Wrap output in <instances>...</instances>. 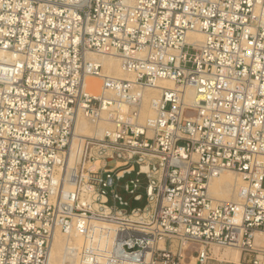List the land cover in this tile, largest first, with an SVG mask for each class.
<instances>
[{"label": "built area", "instance_id": "2783aa9c", "mask_svg": "<svg viewBox=\"0 0 264 264\" xmlns=\"http://www.w3.org/2000/svg\"><path fill=\"white\" fill-rule=\"evenodd\" d=\"M57 230L66 264H264V0H0V264H49Z\"/></svg>", "mask_w": 264, "mask_h": 264}, {"label": "bare ground", "instance_id": "6f19581e", "mask_svg": "<svg viewBox=\"0 0 264 264\" xmlns=\"http://www.w3.org/2000/svg\"><path fill=\"white\" fill-rule=\"evenodd\" d=\"M196 37H201L199 33L191 34ZM95 56L103 65V70L106 74H113L116 76L127 77L129 76L121 67L120 60L114 55H101ZM100 77L95 75L87 76L86 83L88 87L93 91H98L100 85ZM160 85L174 87L176 84L171 79H163ZM159 92V89L149 90V96ZM194 97V91H188V99ZM92 125V126H91ZM105 122H100L98 125L91 124L84 116H80L77 123V131L84 134H95L101 136L103 134V129L106 127ZM75 151V145L73 152ZM228 171H233L230 169L223 170L219 175L214 177L209 183V194L211 197L218 200H229L235 196V187L240 184L241 178L237 173L231 174ZM65 236V241H62V236ZM264 240V234H257V240ZM82 236L80 234H74L72 237V243L76 246L82 243ZM69 243V235L57 230L53 240V246L50 256L49 264H66L65 253ZM224 252L218 250L217 247L213 248L214 253L219 255V258L227 259L238 263L240 261V251L238 247H230ZM58 256H61L60 262H57Z\"/></svg>", "mask_w": 264, "mask_h": 264}, {"label": "rangeland", "instance_id": "374dc122", "mask_svg": "<svg viewBox=\"0 0 264 264\" xmlns=\"http://www.w3.org/2000/svg\"><path fill=\"white\" fill-rule=\"evenodd\" d=\"M101 79V78H100ZM102 82V79L100 81V83ZM92 126V125H91ZM230 172L231 174H235L233 171H228ZM130 177H134V178H139L140 179V186L139 188L134 192V193H131L130 191L128 190H125L124 187L122 185H120L118 187V191L120 193V195L125 199V200H128L129 203H130V207H134V206H143L146 201H147V198H146V186H147V183H148V180H147V177L146 175L144 174H137L136 172H133L132 174H128L123 180L121 183L125 182V181H128ZM142 194V199L138 200V199H135L134 196L135 194ZM230 199V198H229ZM65 236L63 235L62 236V241H65ZM217 247V246H215ZM219 251L221 252H224L228 249H231L230 247H226V248H219L217 247ZM240 251V250H239ZM215 254V253H214ZM216 256V254H215ZM217 257L219 258V255H217ZM60 258L61 256H58V259H57V262H60ZM222 259V258H220ZM239 263V262H238ZM226 264H234V263H226Z\"/></svg>", "mask_w": 264, "mask_h": 264}]
</instances>
